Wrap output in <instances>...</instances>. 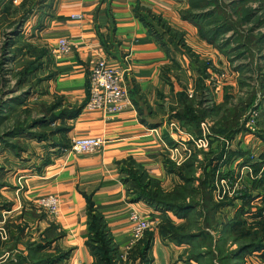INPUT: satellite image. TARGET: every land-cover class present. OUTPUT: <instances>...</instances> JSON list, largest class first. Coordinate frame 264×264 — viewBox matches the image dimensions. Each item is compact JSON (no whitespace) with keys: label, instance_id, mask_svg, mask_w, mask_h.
<instances>
[{"label":"crops","instance_id":"0c3cea01","mask_svg":"<svg viewBox=\"0 0 264 264\" xmlns=\"http://www.w3.org/2000/svg\"><path fill=\"white\" fill-rule=\"evenodd\" d=\"M169 1L52 0V14L47 16L46 26L40 32V46L46 48L50 54V63L46 67V75L49 74L50 78L45 80L44 86L49 99L61 97L66 106L84 105L88 96L90 71L101 58L125 70L124 80L130 97V105L119 113L109 115L98 110L88 111L82 107L77 117L67 120L71 125L66 135L69 140L102 137L105 142L99 149L78 153L58 145L53 146L51 141L43 140L39 142L43 149L37 152L38 158L32 160L29 173L23 175L26 182V190L21 196L23 201H34L37 196L44 194H54L58 197L57 214L47 218L64 234L49 247V251L54 252L56 248H60L63 251L69 250L70 253L66 259L55 264H91L93 260L85 243L88 233L85 199L87 195L91 196L94 208L104 215L113 240L123 256L128 251L131 237L128 216L135 210L150 220V230H154L152 264H174L178 257L181 256L183 260L186 258V245L164 244L166 242L157 233V225L161 220L160 212L127 196L119 172L120 162L132 158L141 164L151 177L158 180L164 190L169 191L181 183L176 167L185 162L193 152V148H190L189 153L184 150L180 143L185 137L177 131L183 129L193 132L185 129L175 116V111L180 105L176 93H187V90L191 89L181 85L177 87L173 82L171 74L175 73L174 69L177 68L173 67L176 64H171L174 59L173 52L175 53L172 46L174 47L175 43L167 34L164 35V45L160 43L144 22L147 20L144 18L146 11V14H160L168 19L161 6H170ZM76 13L82 14V19L71 17ZM168 23L171 24V21ZM178 25L186 28L181 22ZM59 37H66L72 45V50L56 57L51 50L56 46ZM186 44L191 49L187 42ZM182 50L187 52L185 48ZM216 54L220 55L218 52ZM206 72L208 73L207 68ZM235 140L234 137L229 146H216L217 144L213 143L210 150L218 152L223 147V158L229 151L242 150L247 154L252 152L256 159L264 153V143L250 146L246 140V144L235 146ZM174 147L182 154V160L171 156ZM179 153L177 156H181ZM32 155L33 152L30 153V156ZM242 158L240 155L233 156L230 161L221 163L219 167L221 173L228 172L232 175L231 178H222L228 180L226 191H238L251 184L253 178L249 171L242 170L244 165L240 166ZM171 163L175 166L173 169L169 166ZM1 186L5 189L10 187L5 183ZM222 189L224 188L221 187L220 190ZM262 191L264 188L253 191V194ZM13 195L10 191L3 192L0 189V221L5 218L4 226L7 224L9 232L13 229L10 230L8 224L17 222L14 211L18 206ZM17 199L20 202L19 197ZM260 202V199H257L254 203L259 205ZM239 205L240 200L237 198L233 205L218 213V218L221 220L224 217H233ZM166 214L174 223L184 221L171 212ZM47 224L39 230V236ZM39 236L30 238L34 240ZM19 247L23 248L22 245ZM7 255L8 252L5 257ZM250 257L247 261L253 262L249 260ZM185 263L194 264L193 261L187 263L186 260Z\"/></svg>","mask_w":264,"mask_h":264},{"label":"trees","instance_id":"16d2710c","mask_svg":"<svg viewBox=\"0 0 264 264\" xmlns=\"http://www.w3.org/2000/svg\"><path fill=\"white\" fill-rule=\"evenodd\" d=\"M28 0H22L17 6L13 0H0V14L10 12L13 14L20 10L19 17H13L11 23L13 30L5 33L4 40L0 44V77L5 74V67L8 63L14 62L17 58L18 50L15 49L16 39L21 34L23 23L32 14L33 8L38 10L39 4L50 6L52 0H35L26 5ZM48 1V2H46ZM251 0L233 1L231 5L235 8V14L240 19H247L253 16L256 9L244 7L243 4ZM255 1V0H252ZM188 6L181 10L180 18L196 28L199 37L207 43L215 47L220 53L226 57L232 51L245 49L246 45L240 42L241 36L236 33L232 22L228 20L225 10L219 6L217 0H187ZM47 6V7H48ZM6 13H4L6 15ZM144 14L145 25L150 33L164 45V35L167 34L172 42L185 47L187 52L191 53V49L184 43L182 34L167 25L160 16L152 13ZM250 15V16H249ZM148 17L150 19L148 20ZM156 21V22H154ZM262 21V20H260ZM233 30L236 33L226 38L224 35ZM238 35L237 37H235ZM251 37V35L249 36ZM254 38L257 44L264 43V34L252 36L249 41ZM235 39L237 46L231 48L230 43ZM248 41V42H249ZM260 45L259 47H261ZM194 57L196 55L192 53ZM40 55H38V58ZM229 58V57H228ZM210 64L209 61L202 63L200 73L197 77L196 90H200L202 99H206V91L204 79L207 77L206 68ZM41 65L38 61H31L27 67L18 72L15 82L19 86L27 78L33 70ZM240 69L239 66L236 67ZM243 84L242 81H240ZM261 85V92L264 94V82ZM257 90H251L246 98L240 102L242 110L251 104L256 98ZM179 101V107L175 111V116L183 124L185 129L192 130L193 133L200 137V124L204 118L211 113H218L222 104L213 108H203L195 105L194 99L188 98L185 91L176 93ZM230 98L229 94L224 95L226 103ZM22 98L13 96L9 99L0 100V123H3L6 117L3 110H9L15 103L20 104ZM202 101H200L201 103ZM264 102H262V107ZM261 102H259V105ZM85 105V103H84ZM80 106H66L62 102V98L58 97L56 101L50 104L43 117L33 119L27 128H14L0 135V143L5 148L14 151L16 143L9 142V138L15 136L29 135L31 137L47 139V132H32V129L39 126L41 130L50 127L51 123L58 121V125L51 129V134H57L64 137L71 129V125H67V119L75 118L81 112ZM245 107V108H246ZM232 109H228L227 113H218L216 124L211 126L213 135L233 136L242 129L238 123V113L233 114ZM28 129V132L26 130ZM54 145L67 148L69 143L65 140ZM61 145V146H60ZM19 147V146H17ZM17 150V149H16ZM21 150V149H19ZM202 154L204 158L201 160L198 156ZM242 156L240 166L249 164L251 173L254 178L249 187H243L235 190L231 195L225 192L220 198H215V190L220 188V179L232 177L231 173H221L219 167L221 163L226 164L233 156ZM224 156L223 147L218 152H206L195 150L189 158L181 165L176 167V171L181 183L173 187L172 190H164L158 180L151 177L147 170L132 158H127L120 162V178L125 184L126 195L134 201H141L149 207L161 214V220L157 225V233L169 243L177 246L186 245L185 260L187 263L193 261L194 264H250L247 258L259 254L260 261L257 264H264V191L253 194V191L264 188V153L253 160L249 155L242 151H229ZM48 162V159H46ZM170 168H174V164H169ZM174 166V167H173ZM202 167L200 176H196V169ZM5 170L0 166V179ZM197 181V184H195ZM219 184V185H218ZM221 191V190H220ZM237 191V192H236ZM240 200V205L236 208L233 217L223 219L218 218V213L227 206L234 204L235 199ZM87 208V239L86 245L89 247L93 260L91 264H120L124 260L122 252L115 244L110 233L108 223L104 215L94 208V203L90 195L85 196ZM260 199V204L255 205V201ZM255 205V206H254ZM7 207V205H2ZM171 212L183 222L174 223L166 214ZM13 225L14 231L10 233L9 240L2 241L0 238V249L5 246L4 251H8V255L3 256L0 251V264H55L63 261L69 256V250H61L56 248L54 252L49 251V247L58 241L64 234L59 230L57 225L49 222L47 227L43 229L38 239H24L26 224L16 223ZM7 227V224H6ZM154 240V230H146L144 236L137 241L125 254L130 259L131 264H152V245ZM9 242V243H8ZM24 248L21 249L19 246ZM14 253V255H12ZM125 262V261H124Z\"/></svg>","mask_w":264,"mask_h":264},{"label":"rangeland","instance_id":"374dc122","mask_svg":"<svg viewBox=\"0 0 264 264\" xmlns=\"http://www.w3.org/2000/svg\"><path fill=\"white\" fill-rule=\"evenodd\" d=\"M21 1L22 0H13L16 5H19ZM33 1L35 0H28L26 5L28 6ZM233 1L238 0H217V3L219 2V6L225 10L227 18L232 22L231 24L236 30V33L238 35H242L240 42L244 43L246 48L232 51L231 55L229 54L227 57L220 53L212 45L210 46V44L205 40L201 39L196 28L180 18L181 10L188 6L187 0H170V6L162 5L161 7L164 11L165 17L168 19L164 18L160 14H156L160 16L167 25L171 26L174 31L183 34L182 39L184 40V43L186 44L187 42L191 46V53L182 50V48L185 47L175 42L174 47L172 46L175 53L171 50L174 55L173 63L171 64H176V66L173 65V67H177L174 69L175 73L171 74L175 85L177 87H180L181 85V87L187 86L191 88L187 90V95L188 98H192L195 102H199L195 103L196 106L200 104L203 108H213L215 105L218 106L222 104L224 107H222L218 112L221 114L227 113L228 109H232V115L235 114V112L236 114L238 113V123L240 126H243L242 129L240 128V130L231 137H228L227 135H213L210 129L214 123L216 124L218 113H211V115L208 114L202 121L206 122L208 127V133L206 135L207 145L201 149L193 148V151L199 150L210 152V146H212L213 143H216V146H229L234 137L236 138L235 146L246 144V140H248L247 145L250 144V146H259L264 143V107H262L264 94L261 92L260 85L264 82V43L260 44L259 42L257 44L254 38L249 41L252 36L264 34V0H251L248 1V3L243 4V8L246 6L248 8L256 9L253 16L249 15L250 18L248 17L247 19H240V17L235 14V8L231 5ZM171 2L173 6H171ZM42 3L41 5L39 4L38 10L36 7L33 8L32 14L29 15L28 19L23 23L21 34L16 39L17 43L15 44L14 49L16 51L18 50L19 55L14 62L6 65V72L2 78L0 77V100L9 99L13 96H19L22 98L20 104L16 105L13 103L14 105L9 110H3L6 117L4 118L3 123H0L1 136H3L4 132L14 128H27L33 119H39L41 116L43 117V113H45L47 107L54 103L58 98L54 97L50 100L49 95H46L44 90L45 80L50 78L49 74L46 75V67H48L50 63V54L46 48L40 46V32H42L46 26V20L48 19L47 16L52 14L53 3L50 6H48V4L45 5L46 3L43 5ZM4 13L6 12L0 14V44L4 40V34L13 30L14 26L11 23L13 17H19L21 12L18 10L15 15L12 10L7 12L6 15ZM169 21H171L173 26L168 23ZM179 22H181V24L186 28L184 29L178 25ZM236 33H233V30H230L222 38L231 37ZM250 35L251 37H249ZM260 45L262 46L259 47ZM230 46L231 48L237 46L235 39H232ZM216 52L220 55H217ZM192 53H194L196 57H194ZM38 55H40L39 58ZM39 59L41 65L36 70H33L30 74H28L25 81L18 86L15 82L18 77V72L23 70L24 66L26 68L29 62H39ZM207 61L210 62L207 66L208 73L205 78V84L208 90L206 91V99H202L200 96V90H196V76L201 72L200 69L202 67V63H206ZM237 66L240 67L239 70L236 69ZM240 81H242L243 84H241ZM216 85H218L219 88L216 87ZM215 90L217 91L215 92ZM251 90H257L256 98L251 104L247 107L245 106L246 108L244 107L242 110L240 102L242 100H246ZM226 93L230 95V98L225 103L224 95ZM200 101L202 102L200 103ZM259 102H261L260 105ZM251 117H253L252 120ZM58 123V121H55L51 123L49 128L43 130H41L39 126L32 129V132L37 134L39 132H47V139H39L36 137L37 135L35 137H31L29 135L15 136L13 138L8 137L7 139H10L9 142L16 143L14 151L5 148L4 145L0 143V166H2L5 170L2 178L0 179V184L2 185L5 183L10 186L8 189H5L0 185V189L3 190V192L6 190L10 191L16 198V205L18 206V209L14 211L16 216L15 221H17L16 223L21 221L26 224L24 239H31L30 237L37 238L39 236V230L42 229L46 223L49 224L47 217L54 216V214L45 211L36 204L39 196H37L34 201H23L21 196L26 190V182L23 175L29 173V167H31L30 164L32 160L34 158H38V153L43 149L39 142L43 140L51 141V144L55 146L53 142L58 144L65 140L69 143V146L65 149L70 147L72 139H68L66 136L67 133L64 137L50 133L51 129H54ZM66 124L70 125L67 121ZM26 132H28V129ZM191 134L194 138L198 137L193 132ZM247 134L248 136H245ZM31 152H33L32 156H30ZM248 155L251 159L256 160L252 152H249ZM198 157L201 160L204 158L202 154ZM242 170L249 171L250 176L254 178L249 164L244 165ZM201 173L202 167H198L196 169V176H200ZM242 176L243 180H245L246 178H244V173ZM195 184H197V181H195ZM219 184L220 188L217 190H219L220 193V189L222 187L221 182ZM217 190H215V194ZM225 192L226 189H222L221 193L224 194ZM222 194H220V196H222ZM214 196L216 199L220 197L218 195ZM17 197H19L20 202ZM4 224L5 218L0 221V238L2 241L9 240L11 233L7 230ZM14 224V222H10L8 224V226H10V230L13 229L14 231V228H12ZM164 241L166 242L164 244L169 243L166 240ZM4 250H6L5 246L0 249L5 256L8 251ZM14 253L15 252H13L12 255H14ZM126 257L124 256L122 258L125 262L123 261L120 264H131L130 259L126 260ZM259 258V254L252 255L249 260L253 262H250V264H257L260 261ZM178 259L180 261H178ZM174 264L186 263L180 256L175 260Z\"/></svg>","mask_w":264,"mask_h":264},{"label":"built area","instance_id":"2783aa9c","mask_svg":"<svg viewBox=\"0 0 264 264\" xmlns=\"http://www.w3.org/2000/svg\"><path fill=\"white\" fill-rule=\"evenodd\" d=\"M71 17L73 19L80 20L83 16L80 13H76L72 14ZM71 50L72 45L70 41L66 37H59L56 46L52 48L51 52L56 57H59L68 54ZM124 74L125 70L122 67L110 64L104 58L99 59L94 64L89 74V83L87 88L88 96L83 108L88 111L98 110L105 114L113 115L121 112L127 106H129L130 97L128 88L125 84ZM216 87H218V85H216ZM252 119L253 117H251V120ZM200 127L202 135L197 138H194L190 132H186L183 129H177L178 133L184 135L185 137L180 144L181 146H184V150L186 152L189 153L190 148L201 149L206 147V135L208 133L206 122H201ZM104 142L105 140L102 137L74 138L72 139V143L68 149L78 153H89L99 149L104 144ZM177 150V147L172 148L173 154H171V156L180 161L182 160V154H180ZM178 153L181 156H177ZM220 182L223 188L226 187L228 189L227 179H222ZM221 192L222 191L219 193V190H217L215 195L220 196V194H222ZM226 192L231 195L234 192V189L230 191L227 190ZM36 204L51 214L55 215L58 212L59 200L54 194H44L39 196ZM128 220L131 229V237L127 246V249L129 250L144 236L145 231L151 228V222L149 219L142 217L135 210L131 211L128 216Z\"/></svg>","mask_w":264,"mask_h":264}]
</instances>
